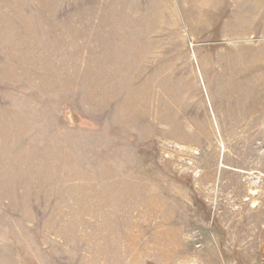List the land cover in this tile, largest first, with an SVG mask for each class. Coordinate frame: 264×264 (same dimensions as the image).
I'll return each mask as SVG.
<instances>
[{
    "label": "rangeland",
    "instance_id": "rangeland-1",
    "mask_svg": "<svg viewBox=\"0 0 264 264\" xmlns=\"http://www.w3.org/2000/svg\"><path fill=\"white\" fill-rule=\"evenodd\" d=\"M191 263L264 264V0H0V264Z\"/></svg>",
    "mask_w": 264,
    "mask_h": 264
},
{
    "label": "built area",
    "instance_id": "built-area-1",
    "mask_svg": "<svg viewBox=\"0 0 264 264\" xmlns=\"http://www.w3.org/2000/svg\"><path fill=\"white\" fill-rule=\"evenodd\" d=\"M196 247L198 248V249H201V244H196ZM191 264H198V263H191ZM232 264H236V263H232Z\"/></svg>",
    "mask_w": 264,
    "mask_h": 264
}]
</instances>
